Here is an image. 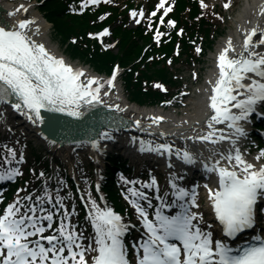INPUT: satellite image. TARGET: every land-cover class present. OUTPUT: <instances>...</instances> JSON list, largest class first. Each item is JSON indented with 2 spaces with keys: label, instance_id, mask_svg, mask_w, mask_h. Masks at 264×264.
<instances>
[{
  "label": "snow or ice",
  "instance_id": "6c2138e0",
  "mask_svg": "<svg viewBox=\"0 0 264 264\" xmlns=\"http://www.w3.org/2000/svg\"><path fill=\"white\" fill-rule=\"evenodd\" d=\"M100 2L81 0L85 7ZM200 5L207 7L204 0H200ZM20 7L23 8L22 5ZM224 7H229V4L225 3ZM161 10L163 14L158 18L159 23L174 26L175 20H165L172 11L167 0H158L150 14L140 8L132 9L130 15L139 24L146 17L149 21L156 18ZM30 23L29 19H19L14 26H0V101L8 103L11 100V108L34 123L41 120V109L76 117L81 114V105L103 103L99 99L101 84L98 79L85 76L83 69L72 67L62 57L50 52L42 42L32 39L28 35ZM153 26L151 22L148 25L149 28ZM108 31L105 28L98 35L103 36ZM180 32L182 34L183 29ZM257 33L258 38H254ZM163 35L157 28L154 39L159 42ZM229 51L233 54L229 55ZM216 69L218 75L211 82V94L207 98V107L211 111L203 121L206 130L188 139L208 141L214 145L222 140L231 141L230 150L214 153L206 161L201 160L205 171L216 175L214 185L206 183L204 188L218 223L204 227L196 186L189 189L177 184L174 173H170L169 189L164 196L159 194L154 176L150 183L140 182L139 188L135 186L137 181L122 178L131 185L125 196L135 207L144 229L143 238L135 245L136 264H264V237L254 236L251 242L245 241L236 247L227 243V238L253 226L254 205L258 197L264 196V148L254 158L258 163H253L246 160L235 146V137L244 134L239 122L254 112L258 102L264 103V29H247L238 52L230 40L226 41L216 55ZM115 75L114 68L106 81L109 87L113 85ZM105 107L116 108L117 105ZM151 119L156 122L162 117ZM132 124H137V121ZM216 124L233 129V135H224V129L214 127ZM106 135V132L99 134L101 138ZM89 143L94 149L97 147L96 140ZM146 144V141H141L140 151L164 156L174 154L189 164L195 160L192 152L175 148L168 142L151 144L147 148ZM24 160L22 151L18 153L15 148L3 145L0 180L22 175L19 165ZM145 187H157V204L154 205L148 193L143 191ZM22 191L17 189L15 198L0 212V264H130L128 246L124 241L128 225L119 213L99 203L90 192L87 193L86 208L93 234L85 237L71 220L76 209L69 210L59 189L55 190L54 197L46 184L40 194L21 196L19 193ZM169 194L171 201L166 199ZM2 199L0 196V201ZM141 201H146L147 206ZM173 206L179 209L174 214L164 211ZM149 209L154 210L150 212ZM217 230L223 233L219 238L214 237ZM85 240L91 243L86 244Z\"/></svg>",
  "mask_w": 264,
  "mask_h": 264
},
{
  "label": "bare ground",
  "instance_id": "6f19581e",
  "mask_svg": "<svg viewBox=\"0 0 264 264\" xmlns=\"http://www.w3.org/2000/svg\"><path fill=\"white\" fill-rule=\"evenodd\" d=\"M23 6L21 8L20 6ZM264 0H244L242 7L238 10V14L232 18L231 22L234 23V31L233 34H229L227 38L220 40L218 44H216V49L219 50L225 46V42L230 40V43L235 47L238 52L240 49V45L242 44V37L245 34V31L252 27H257L259 29H264ZM0 10L4 12L3 14L6 16L5 18L10 21L9 27L14 26L16 21L19 19H29L31 21L28 26V35L32 37V39L37 42H42L44 46L55 55L59 54L57 49L51 42L48 40L47 33V22L42 19L40 14L36 9L31 7L28 3L24 1H13L8 2L7 0H0ZM10 10V11H9ZM11 13V14H9ZM254 38H258V33ZM259 49L260 46L257 45ZM217 52V53H218ZM233 53L229 51V55ZM70 65V64H69ZM75 65V64H74ZM77 66V65H76ZM74 67V66H73ZM75 68V67H74ZM78 68L84 70V74L91 75V71L86 66L80 65ZM213 70V69H212ZM210 70L209 76L212 75ZM218 75V70L216 71ZM84 77H81L83 79ZM211 77L207 78V89H205V95L202 98H193L191 102H193L191 106V110H187L182 112L181 115L174 114L172 112H162L157 107H142L137 104H133L124 99L121 94V88L118 83H115L113 80V92L107 95H104L103 92L99 91V99L103 103L108 105L115 104L116 108H113L122 114L123 116H128L134 119H139L144 126L136 129L129 130L128 132L118 133V132H106L107 135L103 138L100 136H96L95 140L97 141V147L94 149L91 144L88 142H82L78 144L76 151H89L92 156H96V159L99 160L101 153L105 151V148L111 147L116 148L120 147L124 150L126 154L138 153L141 147V141H146L148 145L155 143L168 142L175 146V148H183L190 152H192L195 156V162L203 168L201 164V160H207L209 156H212L214 153H218L226 147V144H231V141L222 140L218 141L217 144H211L208 141H197L188 139L189 136H196L203 134V131L206 130V125L203 121L206 119L207 115L210 114V109L207 107V98L211 94ZM216 77L213 78V81ZM99 81V80H98ZM100 82V81H99ZM102 84V83H100ZM210 87V88H209ZM6 107L4 104H1L0 101V112L5 111ZM151 114L153 115H161L162 119L156 122H152ZM240 126L245 130H247V123L245 121L239 122ZM216 128H223L224 135L232 136L234 130L228 128L223 124L214 125ZM35 131V130H34ZM163 133V135H161ZM238 137V136H237ZM235 137V139L237 138ZM183 138V139H182ZM239 138V137H238ZM51 150L55 153H59V155H63L64 159H68L71 154V150L73 146H68L66 144L60 145H52ZM228 146L226 147L227 150ZM75 149V148H74ZM158 154V153H156ZM150 156L153 159V155L150 153H145L144 151H139L138 157H148ZM162 158L165 161L170 163V167H174L175 169L183 172L184 168H188L191 166L189 163H184L182 160L178 159V157L174 154H171L172 160H169L167 157L162 155ZM173 156V157H172ZM255 156H251L250 161L258 163L254 158ZM161 159H158L160 161ZM223 163V161H222ZM174 165V166H172ZM165 166V165H164ZM169 170V168H166ZM183 170V171H182ZM175 171V170H174ZM172 172V171H171ZM176 172V171H175ZM178 173V172H177ZM180 174V173H178ZM205 178V184H209V186H213L216 181V175L214 172H203ZM204 201H205V212L208 213V216L203 221L204 225L207 227L208 225L214 224L213 214L211 212L210 204L207 200V190L203 187L202 189Z\"/></svg>",
  "mask_w": 264,
  "mask_h": 264
},
{
  "label": "trees",
  "instance_id": "16d2710c",
  "mask_svg": "<svg viewBox=\"0 0 264 264\" xmlns=\"http://www.w3.org/2000/svg\"><path fill=\"white\" fill-rule=\"evenodd\" d=\"M188 3L190 2L188 1ZM40 8L45 12L44 15L46 19H48L53 24V30H55L56 34L60 36L59 39L62 41V43L67 42V39L70 38V36L76 38L75 43L68 42L67 48H69V52H71L73 55H76L77 57L79 56L81 59H84L87 62H91L98 70H108L109 66L114 61H119L122 64H126L127 62L131 61L133 57H136L139 54V50L138 52H134L131 57L129 56V52H124L123 55H116L111 51L101 52L100 50H98L97 44L94 43L93 45H91V40H87L85 35L88 31L99 27L100 24L95 25V18H92L89 13L84 16L67 14L65 12L66 7L63 0H45L43 2V6H41ZM190 10L191 16L196 14V2L194 5H192ZM199 20L201 23L198 24V27L200 31L204 33L203 35H205L207 39L209 38L208 35L211 33V30L213 28L218 27L216 31L217 33L218 30H220V25L216 24L213 20L209 21V18L207 20H205L204 18L203 20ZM194 23L197 24L195 20ZM184 47L189 48L190 46L184 43ZM167 52H171V48H167ZM87 55L89 56L86 57ZM155 64H157V62ZM136 66L134 65L133 70H135V68H138ZM149 67L150 66L145 65V69H140L141 71L139 77H134L133 73L131 72L126 73V76L124 78V82L127 84L126 91L134 101L154 102L168 98L172 94V92L170 91L167 94H163L161 92H153L150 90L148 85L145 86L142 84L141 81L154 78V74L151 73ZM165 69L166 68L164 66L158 67L157 77L163 78L164 76H166L167 70ZM168 82H170L172 85H176V83L171 79H169ZM112 198L116 201V198L114 196Z\"/></svg>",
  "mask_w": 264,
  "mask_h": 264
},
{
  "label": "rangeland",
  "instance_id": "374dc122",
  "mask_svg": "<svg viewBox=\"0 0 264 264\" xmlns=\"http://www.w3.org/2000/svg\"><path fill=\"white\" fill-rule=\"evenodd\" d=\"M208 2L210 1L211 3H215L216 1L219 3L218 5H220V4H223V2H221L220 0H207ZM226 1H228V2H231L230 0H226ZM242 1L243 0H237V3H236V5H234V6H232V7H230V5H229V11H230V13L229 14H231L232 16H234L235 15V13L237 12L236 10H237V8H238V6H240L241 4H242ZM149 5H151V3L149 2L148 3ZM157 4V3H156ZM155 4V5H156ZM231 4V3H230ZM34 7V6H33ZM139 8H143V9H145L144 8V5H141V6H139ZM231 16V17H232ZM125 19V18H124ZM230 20H231V18H229V20L226 22V27H227V29H229V27H230ZM127 24L130 26V27H133V26H137V23L135 22V20L131 17V15H128V18H127ZM47 35H48V40L54 45V47L55 48H57L58 49V51H61V52H63V46L60 44V42L57 40L58 38L55 36V34H54V32H53V30L50 28V25L49 24H47ZM109 38H110V36H109V33H105L104 35H103V39L101 40L102 41V43L104 44V45H107V44H109L110 42H109ZM116 51V50H115ZM208 59H209V57H208V55H206L205 56V63H204V65H207V62H208ZM75 62V61H74ZM76 62H78V61H76ZM158 65L157 66H155L152 70H158ZM123 69L122 68H119L118 69V71L116 72V79H117V83H120L119 81V79H120V75H121V73L123 72L122 71ZM166 70H167V75L166 76H164L165 77V80L163 81V80H161L162 82H166V80H167V78L168 77H170V74H175V76H173V79L174 78H178V80H181L182 81V91H184V92H188L189 93V95L187 96V97H183V98H180V101L182 102H189V101H191V98H195V96H197V93H196V91L194 90V86H195V82H199L200 80H201V76H202V74H203V70L201 69L200 70V68L199 67H197V66H195V67H192V65L190 64V66H187V65H185V64H183V65H181V64H170V65H168V67L166 68ZM157 81H160V79L159 78H157L156 79ZM183 102H182V104H181V107H183L184 105H183ZM10 125L11 124H9L8 123V125H7V127H10ZM13 130H16V129H18L17 128V126H15L14 128H12ZM18 131L19 132H17L16 134H15V139H18V137L20 136L21 137V139H20V141L22 142L23 141V139H25V137L24 136H22L21 134H22V129H18ZM262 137V139H263V144L261 143V145L259 146V149L258 150H255V148H252V150H251V154L249 155V156H254V155H258V153H259V151H260V149H262V148H264V136L262 135L261 136ZM254 139H256L255 137H254ZM31 141L32 142H34L35 144H37V145H40V147H42V148H44L43 147V145L39 142V141H37L33 136L31 137ZM17 145H11V147L12 148H15L17 151L19 150V151H22L24 154H25V158H26V161L25 162H22V165L24 166V167H22V170L25 168V166L27 165V160H28V157H29V155L31 154L30 152H31V150H32V148H29V147H25L24 146V143H16ZM242 144H245L246 146L248 145L247 143H246V141L245 140H243V143ZM45 149V148H44ZM109 151V150H108ZM107 150L102 154V156H101V158H105V156H107L108 154H107V152H108ZM81 154V153H80ZM83 155L79 158V160H83V159H88V160H91L90 158H89V156H91L89 153H86V152H83L82 153ZM53 155H55L60 161H61V159L58 157V155H56V154H53ZM28 156V157H27ZM249 158V157H248ZM77 161V160H76ZM103 166H104V162L103 163H100V166L98 165V167L97 166H95V167H93L91 170H92V173H93V175L91 176V177H93V179H94V177H95V174H97V172H98V170H99V172L101 173V171L103 170ZM88 168V167H87ZM21 170V171H22ZM67 170H68V168H67ZM50 179H51V177H48V176H45V181H44V186H45V184L47 185V188L48 189H50L51 190V188L52 189H54V187L55 186H49V184H48V182L50 181ZM55 180H53L52 179V182H54ZM144 181H146V180H144ZM78 182H79V190L82 192V194L83 195H85L86 196V201H87V193L88 192H90L91 193V195H92V197L95 199V197H94V195L92 194V192H91V189H90V187H91V184H90V182H91V179H90V177L89 176H85L84 178H79L78 179ZM147 182H151V181H147ZM56 189H59V188H56ZM60 190V189H59ZM66 194V196H69V194L68 193H65ZM36 195V194H35ZM155 197H156V195L155 194H153V196H152V198L156 201V203H158V201L155 199ZM202 201V200H201ZM203 202V201H202ZM201 202V203H202ZM72 208L73 207H71V208H69V210L71 211L72 210ZM75 208V207H74ZM199 211H201V213H202V215L204 214L203 212H202V209H199ZM203 217H204V215H203ZM71 220H72V222H73V224L75 223V222H77V218H76V214L74 213L73 215H72V217H71ZM90 224V223H89ZM85 225H86V223H85ZM91 225V224H90ZM79 231H82L83 233H84V227L82 226V225H78V228H77ZM93 234V229L92 228H87V230H86V233H85V237H89V236H91ZM86 241V240H85Z\"/></svg>",
  "mask_w": 264,
  "mask_h": 264
}]
</instances>
